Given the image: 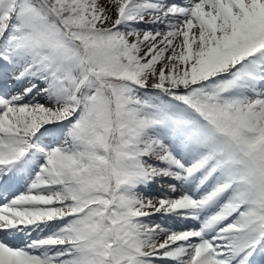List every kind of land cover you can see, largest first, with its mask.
Wrapping results in <instances>:
<instances>
[{"label":"snow or ice","instance_id":"snow-or-ice-1","mask_svg":"<svg viewBox=\"0 0 264 264\" xmlns=\"http://www.w3.org/2000/svg\"><path fill=\"white\" fill-rule=\"evenodd\" d=\"M0 264H264V0H0Z\"/></svg>","mask_w":264,"mask_h":264},{"label":"rangeland","instance_id":"rangeland-1","mask_svg":"<svg viewBox=\"0 0 264 264\" xmlns=\"http://www.w3.org/2000/svg\"><path fill=\"white\" fill-rule=\"evenodd\" d=\"M151 195V194H150Z\"/></svg>","mask_w":264,"mask_h":264}]
</instances>
